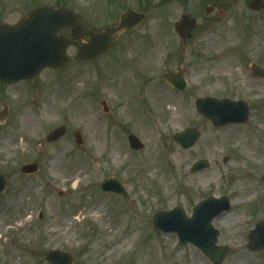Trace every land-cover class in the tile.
Instances as JSON below:
<instances>
[{
  "label": "rangeland",
  "instance_id": "1",
  "mask_svg": "<svg viewBox=\"0 0 264 264\" xmlns=\"http://www.w3.org/2000/svg\"><path fill=\"white\" fill-rule=\"evenodd\" d=\"M196 1L0 0V22L15 24L40 6H65L79 14L86 32L116 24L130 8L146 13L136 29L95 60L78 58V40L69 46L63 67L46 69L31 81L0 84V111L4 104L9 109L0 122V172L8 179L0 195V264H51L46 256L51 249L71 253V264H153L145 260L154 255L164 264H194V256L196 264H213L198 247L181 246L175 233L153 229L152 221L157 212L176 206L191 217L199 201L222 195L230 198L229 211L245 213L234 225L219 221L229 211L213 221L217 244L229 247L222 264H233L242 253L264 263V249L247 248L249 233L264 222V78L248 69L252 63L264 67V10L228 0L229 10L208 15L210 0H202L203 7ZM183 13L197 20L186 41L174 29ZM70 33L60 32L71 39ZM226 58L233 70L225 68ZM179 69L188 82L183 93L165 79L167 71ZM159 91L168 96L162 110L154 101ZM205 96L246 101L249 120L214 127L196 110V99ZM60 126L66 127L65 136L48 143L49 132ZM187 127H198L202 136L185 150L173 137ZM76 130L83 134L82 145L75 141ZM130 134L144 149L131 148ZM154 145L156 154L148 157ZM114 146L120 158H113ZM200 159L210 166L191 173ZM26 163L38 164L39 171L21 173ZM112 177L125 186L129 200L101 189ZM237 178L256 189L242 206H234ZM48 201L52 207H46ZM77 218L84 220L68 239L61 228ZM50 221L62 227H49ZM132 233L130 245L122 244Z\"/></svg>",
  "mask_w": 264,
  "mask_h": 264
},
{
  "label": "water",
  "instance_id": "2",
  "mask_svg": "<svg viewBox=\"0 0 264 264\" xmlns=\"http://www.w3.org/2000/svg\"><path fill=\"white\" fill-rule=\"evenodd\" d=\"M251 7L254 9L264 7V0H253ZM210 11L208 9V13ZM143 18L142 13L127 10L121 15L117 25L91 33L88 41L79 50V58L91 60L106 53L114 46L121 33L134 28ZM69 27H72L74 40L83 39L84 25L80 22L78 15L64 7L50 6L33 10L28 17L16 25L0 23V81L17 82L22 79H31L46 67L63 66L67 61L66 50L70 41L58 33ZM194 27L195 19L188 14L183 15L176 25L177 31L184 40L190 37ZM252 68L255 70V75L264 76V69L256 64H253ZM166 78L180 91L185 89L183 72H168ZM196 103L198 111L211 119L215 126L245 123L249 117L248 106L242 100L205 97L197 99ZM103 105L107 111L106 103L103 102ZM65 132V127L57 128L50 132L47 140L56 141ZM200 136L198 128H187L182 133L176 134L174 138L187 149L192 147ZM75 137L77 143L82 144L83 140L79 132L75 133ZM129 141L133 148H143V144L135 135H130ZM208 166V162L200 160L193 165L191 172L201 171ZM22 170L24 173H33L38 170V166L26 164ZM6 184V178L0 174V194ZM101 186L105 191L116 192L128 198L125 189L115 178L104 180ZM229 206L226 196L220 199L211 197L195 207L192 218H187L181 207H176L171 211L156 214L153 226L163 232L177 233L180 244L193 243L203 250L214 264H221L229 249L227 246H216L219 232L212 226V221ZM250 238L251 249L264 247V222L257 225V228L251 232ZM47 258L52 264H70L73 261L71 254L57 250L50 251Z\"/></svg>",
  "mask_w": 264,
  "mask_h": 264
},
{
  "label": "bare ground",
  "instance_id": "3",
  "mask_svg": "<svg viewBox=\"0 0 264 264\" xmlns=\"http://www.w3.org/2000/svg\"><path fill=\"white\" fill-rule=\"evenodd\" d=\"M225 62V68L227 66V70H233V61H231L229 58L223 59ZM223 62V64H224ZM223 66V65H222ZM264 90V84L261 86L260 91ZM168 100V96L167 93H163V91H159L156 92L154 94V101L158 103V105L160 106V110H162L164 108V104L165 102H167ZM83 111H81L82 113H84L85 109L81 108ZM252 144L253 145H257L258 141L256 138L252 139ZM155 148L156 146L154 145L152 147L151 150L148 151V157H154V155L156 154L155 152ZM112 155L113 158H120L121 155V151L119 149L118 146H114L112 149ZM255 157V156H254ZM257 158V157H255ZM154 165L157 163L156 161L152 162ZM255 164L258 167H261L263 165L262 162H259L257 160H255ZM238 180L236 181V184L238 186V190L236 191V195L234 198V206H242L245 205L246 203H248V201L250 200L251 196L255 193V187L253 185H246V180L243 178H237ZM33 190H35L33 188ZM264 192V190H263ZM52 207L53 206V202L48 201V203H46V207ZM101 211V206H99L98 208H96L95 212L99 213ZM244 211L237 208L235 210L229 211L227 213H225L221 219H219V221L221 222V224H224L225 221L230 223L231 225H234V221H239V217L242 215L244 217ZM19 218H21V216H19ZM28 220L31 221L33 219V215L29 214V216H27ZM23 219V218H22ZM84 220V218H77V220H71L68 221L64 227H62L61 225H59V223L57 224L56 221H50L47 223V225L49 227H54L56 224L58 227H62L61 228V233L62 235H65L68 237V239H73L74 233H70L71 232V228L74 225H77V223L82 222ZM4 231V223H0V232ZM103 232L106 235H110L112 232L106 230V228H103ZM134 232V231H133ZM134 233L130 234L129 236H127V238L124 240V242L122 244H128L130 245L131 243V238L133 236ZM122 244L120 245V247L118 248H122ZM96 250L92 249V252H94ZM112 254V252L110 253ZM151 259L153 264H164V262L160 259V257L158 255H154L152 257H148L146 258L145 262L147 263L149 260ZM192 263L196 264L197 263V257L194 256L192 257ZM233 264H264L261 261L259 262L257 259H255V256L253 255H249L247 253H242L240 255H238Z\"/></svg>",
  "mask_w": 264,
  "mask_h": 264
},
{
  "label": "flooded vegetation",
  "instance_id": "4",
  "mask_svg": "<svg viewBox=\"0 0 264 264\" xmlns=\"http://www.w3.org/2000/svg\"><path fill=\"white\" fill-rule=\"evenodd\" d=\"M209 1V0H208ZM252 2V0H245V3H248V6L250 8V3ZM196 4H198L199 6L203 7V1L202 0H198L196 1ZM210 4L214 6L215 8V12L219 13V14H223L225 11L229 10L230 9V4L228 3V0H210ZM261 10H264V9H261ZM259 10V11H261ZM214 12V13H215ZM3 85V88H4V85L5 84H2ZM8 94V91H6V95ZM7 108V110L5 111L6 114H4L7 118V115L9 113V109H8V106L6 104H4V106L2 107L3 108ZM5 118V119H6Z\"/></svg>",
  "mask_w": 264,
  "mask_h": 264
}]
</instances>
